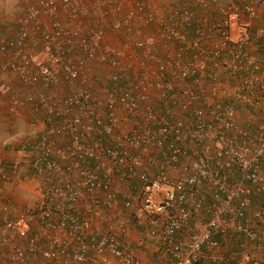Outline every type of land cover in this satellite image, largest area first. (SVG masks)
<instances>
[{
  "label": "built area",
  "instance_id": "2783aa9c",
  "mask_svg": "<svg viewBox=\"0 0 264 264\" xmlns=\"http://www.w3.org/2000/svg\"><path fill=\"white\" fill-rule=\"evenodd\" d=\"M263 7L264 0L226 6L222 19L212 26L218 32L213 46L206 43L202 27L187 35L182 26L190 17L186 10L177 19L162 20L154 39L133 38L131 24L144 7L127 10L112 21V29L123 31L145 60L156 65L154 78H134L120 62L123 50L103 44L102 29L83 32L58 20L59 11L75 15L73 0H36L30 5L14 37L0 44V69L11 70L25 85L73 88L63 97L41 99L48 129L26 142L34 146L30 169L48 186L41 202L0 223V245L10 242L13 233L26 239V246L11 245L3 264H141L134 250L122 245L126 229L118 220L125 213L146 222L147 235L163 245L169 264H194L204 257L223 261L213 252L220 247L215 237L226 232L264 246V201L262 207L251 208L252 195L264 192V84L257 88L262 96L255 98L253 89L235 96L244 103L262 102L255 135L238 123L229 104L207 98L199 85L204 74L214 77L210 66L231 72L248 66L264 75V52L259 59L249 57L246 49L250 22ZM40 16L48 18L50 27L38 29L37 45L46 58L36 62L26 52L28 26L36 23L40 28ZM232 29L239 30L235 39ZM255 36L264 39V22ZM156 40L177 44L174 55L157 58L150 46ZM77 52L83 56L73 59ZM92 59L111 68L102 80V110L93 83L81 77L86 60ZM151 93L156 98H150ZM122 122L129 126L119 128ZM60 130L69 136L61 153L50 138ZM123 182L127 191L122 190ZM95 190L104 192L103 200L90 201L98 209L120 204L112 217L114 228L94 229L78 208L80 195ZM8 203L2 200L0 210ZM36 218L47 233L44 244L28 234ZM144 242L139 238L138 246Z\"/></svg>",
  "mask_w": 264,
  "mask_h": 264
},
{
  "label": "crops",
  "instance_id": "0c3cea01",
  "mask_svg": "<svg viewBox=\"0 0 264 264\" xmlns=\"http://www.w3.org/2000/svg\"><path fill=\"white\" fill-rule=\"evenodd\" d=\"M73 1L75 15L71 18V15L69 16L67 12L59 11L58 20L66 26L79 27L83 32L91 27L102 29L104 31L103 44L123 50L120 62L134 78L144 76V74L148 75L149 78H154L156 65L154 62L145 60L143 51L136 49L123 31L112 29L111 23L114 19L120 18L127 10H134L138 4H142L144 12L137 14L134 18L131 24V33L133 38L136 39L145 40L152 37L154 39L161 30L162 20L170 16L177 19L176 16H179L183 10H188L192 17L197 18L198 24L203 27L206 43L213 46L217 38L212 31V25L221 16L222 7L232 3L228 4L231 0H110V3L107 4L104 0ZM35 2L36 0H0V44L6 39L14 37L20 28V20L24 12ZM38 22L40 28H36V23L28 26L30 45H28L26 51L36 62L43 61L46 58L45 52L37 45L39 42L38 31L50 27V21L45 16H40ZM263 22L264 7L259 9L257 16L250 22L252 34L246 46L249 57H259L258 47L260 44L255 36V31ZM238 31V29L231 30L232 39L236 38ZM190 33L194 35V32ZM150 46L157 58L173 56L178 47L177 44L172 42L157 40ZM225 55L230 61V56ZM82 56L83 54L80 52L72 55L73 59ZM8 58H11L10 54L6 55V59ZM210 67L214 77L212 79L204 78V76L200 78L199 85L202 93L207 98H216V102L218 101L221 104H223V100L228 101L233 107L235 119L238 123L245 128H251L262 102L260 104L244 103L235 96L241 91L248 92L249 89L254 90L255 98L262 96V92L257 91L258 84H264L262 72L253 73L249 71L248 66L241 67L234 72L220 67ZM109 72H111V68L96 59L86 60L84 69L81 72V77L86 82L91 81L93 83V94L99 110L103 108L102 91L104 83L102 80ZM72 88V84L49 87L39 83L25 85L14 76L11 70L0 69V203H2V200H9L5 209L0 210V223L5 218H18L23 211L44 199L48 183L43 180L42 176L35 174L30 169V156L33 148L32 150L27 148L26 141L42 136L48 129V126L44 123L42 97L47 95L63 97ZM212 88L216 89L215 95L211 93ZM27 95L32 96L31 101L25 100ZM150 98H156V93H151ZM15 100L19 102L14 104ZM213 101L211 100L212 103ZM125 126H129V124L122 122L119 128L123 129ZM50 138L55 141L59 153L65 150L69 142V136L63 130L54 132ZM110 143V140L105 141V144ZM3 166H11L12 171L10 170L7 175L1 173ZM73 176L76 177L74 171ZM126 186L127 184L123 182L122 190L127 191ZM91 199L103 200L104 192L95 190L91 195L82 193L77 200L78 208L90 219L92 227L96 230H103L108 227L114 228L116 223H111V219L120 204H115L109 209L100 210L95 204L90 203ZM33 222L35 225H30L28 234L39 243L44 244L47 240V233L38 218L34 219ZM125 223L126 231L125 234L121 235L122 245L132 248L141 264H169L168 255L163 250H158L152 243L145 245L147 241L157 244L156 240L147 235L149 229L147 224L139 223V225H136L137 228H134L131 223L130 227L129 224ZM139 238H145L144 245L138 246ZM11 245L26 246V239L13 233L10 242L1 244L0 264L9 259ZM245 251L249 255L243 254ZM252 260L257 263L264 261V247H256L254 243L249 244L241 252L240 258L232 264H250Z\"/></svg>",
  "mask_w": 264,
  "mask_h": 264
},
{
  "label": "trees",
  "instance_id": "16d2710c",
  "mask_svg": "<svg viewBox=\"0 0 264 264\" xmlns=\"http://www.w3.org/2000/svg\"><path fill=\"white\" fill-rule=\"evenodd\" d=\"M232 1H233V4H236V5H242L245 2H247L246 0H241V1L232 0ZM223 8L224 7H222V10L220 12L221 16L219 17V19L216 22H218L219 20L222 19L223 11H224ZM186 11H188V10H186ZM189 14H190L189 19L187 20L186 23L182 24V26H183V29L185 30V32L187 33V35L189 37H191L193 35H191L192 33H190V32H195L197 29L201 28L202 26L198 24L197 18H195L194 16L192 17L190 12H189ZM216 22H214L213 24H215ZM202 29H203V27H202ZM212 31L216 36L218 32L216 30H214L213 27H212ZM257 38H258V42L260 44V46L258 47V53H259L258 58L260 59V58H262L263 52H264V39L262 37H257ZM203 76H204V78L210 79L208 77L207 73L204 74ZM223 104H229L232 107V105L226 100L225 101L223 100ZM261 118H262V115H258V114L255 115L253 126L251 128H249V130L252 131L253 135H255L257 133V128L259 126V123L261 122ZM27 148L32 150V148L34 149V146H33V144L32 145L30 144V145H27ZM10 170L12 171L11 166H3L1 173L7 175L10 173ZM263 201H264V192L253 194L252 198H251V208L257 209V208L262 207ZM215 239L219 243V246H220L219 249H224L225 251H227L223 255V261L213 262V261L209 260L208 258L204 257V258H200L194 264H232V262H235L236 260H238L240 258L241 252L244 251V249H246V246H248L251 243L252 244L254 243L253 241L249 240L245 236L236 235L232 232H226L223 234H219L215 237ZM151 243L156 248H158V250H163V245H161L160 242H157V244H156L155 242H152V241L148 242L147 241L145 245H150ZM262 247H264V246H262ZM204 252L206 253V255L209 253L206 249L204 250ZM165 254L168 255L167 252H165ZM250 264H262V263H257L254 260H252V261H250Z\"/></svg>",
  "mask_w": 264,
  "mask_h": 264
},
{
  "label": "rangeland",
  "instance_id": "374dc122",
  "mask_svg": "<svg viewBox=\"0 0 264 264\" xmlns=\"http://www.w3.org/2000/svg\"><path fill=\"white\" fill-rule=\"evenodd\" d=\"M232 2V3H231ZM233 4V1L231 0L230 2H228V4ZM230 4V5H231ZM224 6V5H223ZM226 6H228V5H226ZM226 6H224V8H223V10L225 9V7ZM258 115H262V110H261V108H260V110L258 111V113H257ZM34 202V201H33ZM31 204H33V203H31ZM35 204H37V203H35ZM34 204V205H35ZM118 221H120V222H126L125 224H129V227H130V223L132 224V225H134V228H137V226L136 225H139V222L138 221H136L135 219H134V217L131 215V214H128V213H125V215H123V218L122 219H120V220H118ZM108 222V221H107ZM113 222H115V220L113 221V219H111V223H113ZM141 224H146V222L145 221H141L140 222ZM32 225L34 226L35 224H34V222L32 223ZM128 228V227H127ZM227 251H225L224 249H219V250H216V252H213L215 255H218V256H223L225 253H226ZM247 254V255H249L248 254V252H243V254Z\"/></svg>",
  "mask_w": 264,
  "mask_h": 264
}]
</instances>
